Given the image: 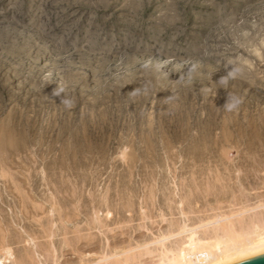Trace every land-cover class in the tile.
Wrapping results in <instances>:
<instances>
[{"label": "rangeland", "instance_id": "obj_1", "mask_svg": "<svg viewBox=\"0 0 264 264\" xmlns=\"http://www.w3.org/2000/svg\"><path fill=\"white\" fill-rule=\"evenodd\" d=\"M263 210L264 0H0V264H153Z\"/></svg>", "mask_w": 264, "mask_h": 264}, {"label": "bare ground", "instance_id": "obj_2", "mask_svg": "<svg viewBox=\"0 0 264 264\" xmlns=\"http://www.w3.org/2000/svg\"><path fill=\"white\" fill-rule=\"evenodd\" d=\"M260 213L259 215H255V213L249 219L237 220L240 225L238 231L234 221L230 222L235 218L229 217V219L217 222L216 224H220V226L212 228L213 231L208 235L201 234L204 236L203 238L201 235L196 238L197 233H192L190 237L188 236L184 247L182 243V248L180 244H177L178 248H181L180 250L161 256L159 260L153 261V264H236L264 255V213ZM214 225L213 223L212 226ZM4 237L6 238V236ZM22 240L20 241L23 242Z\"/></svg>", "mask_w": 264, "mask_h": 264}, {"label": "water", "instance_id": "obj_3", "mask_svg": "<svg viewBox=\"0 0 264 264\" xmlns=\"http://www.w3.org/2000/svg\"><path fill=\"white\" fill-rule=\"evenodd\" d=\"M236 264H264V255L246 261H242Z\"/></svg>", "mask_w": 264, "mask_h": 264}, {"label": "clouds", "instance_id": "obj_4", "mask_svg": "<svg viewBox=\"0 0 264 264\" xmlns=\"http://www.w3.org/2000/svg\"><path fill=\"white\" fill-rule=\"evenodd\" d=\"M233 100H234V98L231 96V94H229V102L226 103L224 107H228V108H230V107L234 106V104H233ZM234 103H235V104H239L240 101L237 99V100L234 101Z\"/></svg>", "mask_w": 264, "mask_h": 264}]
</instances>
